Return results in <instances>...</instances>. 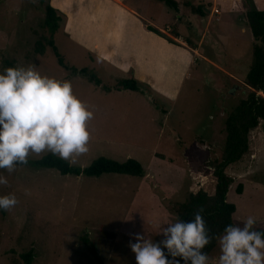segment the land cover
Segmentation results:
<instances>
[{"label": "rangeland", "instance_id": "1", "mask_svg": "<svg viewBox=\"0 0 264 264\" xmlns=\"http://www.w3.org/2000/svg\"><path fill=\"white\" fill-rule=\"evenodd\" d=\"M173 1L178 12L157 0H126L161 38L179 47V34L199 49L177 97L167 101L152 93L117 90L119 74L90 60L57 31L53 42L64 64L86 69L101 85L63 69L47 46L48 0H0V73L9 67L6 62L35 65L42 75L70 81L74 95L94 113L87 123L89 151L70 166L83 169L104 157L134 159L143 168L142 177L62 176L26 166L9 174L0 169L9 181L0 185V195L15 194L18 200L10 211L0 210V264H27L23 256L28 252L30 264H136L128 247L129 241L136 242L131 234L158 242L163 237L156 234L155 223L174 221V208L190 193L213 194L214 169L224 157L225 121L248 93L245 77L254 41L242 7L219 14L206 1ZM185 2L210 4L209 11L200 17ZM192 15L197 18L189 19ZM248 149L224 171L232 180L227 201L236 208L233 224L251 215L264 229V121L249 132ZM44 155L32 154L29 160ZM209 255H218L217 244Z\"/></svg>", "mask_w": 264, "mask_h": 264}, {"label": "clouds", "instance_id": "2", "mask_svg": "<svg viewBox=\"0 0 264 264\" xmlns=\"http://www.w3.org/2000/svg\"><path fill=\"white\" fill-rule=\"evenodd\" d=\"M93 117L70 81L42 75L31 64L5 68L0 73V169L11 174L27 165L32 154L50 153L74 164L89 151L87 123ZM8 183L0 175V185ZM17 203L15 194L0 195V210L10 211ZM203 213L201 207L190 220L155 223L156 234L163 237L158 242L131 234L136 242L129 241L128 247L136 264H264V229L254 216L214 235ZM213 240L215 257L204 251Z\"/></svg>", "mask_w": 264, "mask_h": 264}, {"label": "trees", "instance_id": "3", "mask_svg": "<svg viewBox=\"0 0 264 264\" xmlns=\"http://www.w3.org/2000/svg\"><path fill=\"white\" fill-rule=\"evenodd\" d=\"M164 3L174 12H178V4L173 0H157ZM241 7L245 11V17L248 27L254 41L252 49V62L245 77V84L248 88V93L242 99L233 112L227 117L226 125V140L224 157L214 169V184L213 194L205 192L190 193L186 199L177 204L174 208L176 218L182 220H190L195 211L201 207L204 208V219L207 222L210 234L218 235L223 232L224 228L233 224V215L236 211L235 205L227 201V193L232 180L225 174V169L228 165L239 161L248 152V134L256 129L260 121H264V12L256 9L252 0H240ZM189 7L190 11L200 17L206 16L204 8L208 9L210 4L194 6L189 2L183 3ZM65 20V16L54 9L47 3L44 7V26L49 32V40L47 46L53 51L57 59L58 65L63 69L70 70L72 73H80L88 77L89 81L96 86H100V80L88 74L86 69L76 70L69 68L64 64L62 57L58 54L53 42V37L60 27V23ZM146 29L160 37H163L161 32L151 26L146 25ZM169 43L174 44L170 39L165 38ZM9 67H13L9 63ZM105 91L109 89L102 88ZM116 89L143 92L151 94L147 86L141 85L135 79H121L116 83ZM260 93V94H259ZM19 167L26 166L33 169H52L62 176L72 174L75 176L83 175L85 177H100L103 174L126 175L130 177H142L143 168L141 164L134 159H127L124 162H118L112 159L100 157L91 162L88 167L83 169L72 167L70 164L48 153L38 160H29L27 165H18ZM242 186L237 187V193H241ZM216 241L213 240L204 251L210 254L216 247ZM32 253L28 252L23 256L27 264L32 260ZM171 259V257H169ZM179 259V258H177ZM183 264V261H181Z\"/></svg>", "mask_w": 264, "mask_h": 264}, {"label": "crops", "instance_id": "4", "mask_svg": "<svg viewBox=\"0 0 264 264\" xmlns=\"http://www.w3.org/2000/svg\"><path fill=\"white\" fill-rule=\"evenodd\" d=\"M59 1L61 4L48 0L51 7L65 16L57 31L62 32L69 44L80 47L90 60H99L100 64L119 74V80L135 79L147 86L152 95L167 101L175 100L183 80L188 77L194 54L199 51L197 47L188 45L189 42L179 34L175 37L183 42L176 47L149 32L144 24L147 20L145 23L151 25L149 19L129 7L126 0ZM194 1L212 3L219 14L235 13L237 7H241L240 0H236L238 4L233 3L234 0ZM253 2L257 10L264 12L260 1ZM193 18L197 17L192 15L189 19Z\"/></svg>", "mask_w": 264, "mask_h": 264}, {"label": "water", "instance_id": "5", "mask_svg": "<svg viewBox=\"0 0 264 264\" xmlns=\"http://www.w3.org/2000/svg\"><path fill=\"white\" fill-rule=\"evenodd\" d=\"M204 11H206V12H207L208 10H207L206 8H204Z\"/></svg>", "mask_w": 264, "mask_h": 264}]
</instances>
